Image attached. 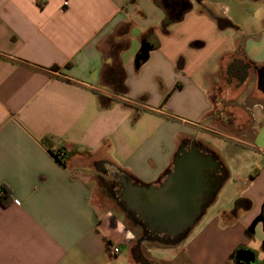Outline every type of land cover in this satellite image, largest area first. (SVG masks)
Segmentation results:
<instances>
[{
    "label": "crops",
    "instance_id": "0c3cea01",
    "mask_svg": "<svg viewBox=\"0 0 264 264\" xmlns=\"http://www.w3.org/2000/svg\"><path fill=\"white\" fill-rule=\"evenodd\" d=\"M143 40L154 48L137 68ZM217 125L228 127L234 173L215 152L230 197L218 200L226 181L175 247L136 246L137 216L94 203L91 166L158 184L182 147L214 151L202 134ZM45 138L70 154L67 167ZM4 188L0 264H235L240 250L263 261L264 0H0ZM239 199L250 208L224 218Z\"/></svg>",
    "mask_w": 264,
    "mask_h": 264
},
{
    "label": "water",
    "instance_id": "95a60500",
    "mask_svg": "<svg viewBox=\"0 0 264 264\" xmlns=\"http://www.w3.org/2000/svg\"><path fill=\"white\" fill-rule=\"evenodd\" d=\"M153 48L147 40L142 41L135 59L137 68L148 60ZM221 171L220 162L212 154L195 147L190 150L182 147L174 159L172 170L158 184H135L127 173H118L122 179L121 201L125 209L134 213L153 234L186 237L210 206L220 182L215 178ZM257 222L264 223V215ZM238 255L239 262L247 258L253 264L256 262L251 251L240 250Z\"/></svg>",
    "mask_w": 264,
    "mask_h": 264
},
{
    "label": "rangeland",
    "instance_id": "374dc122",
    "mask_svg": "<svg viewBox=\"0 0 264 264\" xmlns=\"http://www.w3.org/2000/svg\"><path fill=\"white\" fill-rule=\"evenodd\" d=\"M213 98H214V101H216L215 99H217V97L219 98V96H217V94L214 92L213 93ZM220 99V98H219ZM222 101V99H220V102ZM222 108V106H221ZM239 114H241V116H244L243 119L246 118V115L247 112L245 111H238ZM227 120V119H226ZM235 120H231L230 121V124L233 125ZM244 121V120H243ZM228 123V121H226ZM241 127H239L240 129ZM214 133H211V132H203L202 136L205 140V142L210 145L212 147V150H214V152L216 151L217 153L220 152L225 158V162H226V165L229 166V169L231 170V173H234L233 169L235 168H231L233 167V162L231 163V150L229 149V145L227 143V140L222 136L223 134L226 135L228 133V127L225 125V126H214ZM219 154V153H218ZM231 165V166H230ZM86 177L87 179H91L92 182L91 184L93 185V188H94V203L99 206L100 208L102 209H109V210H112L114 212H117L119 210L120 207H123L122 205V202L120 201H116L114 198L111 197V193L110 191H105L102 187H99V184H98V172L94 169V167L91 166V168L88 170V172H86ZM230 183V181H228L224 188L221 190L219 196H218V200L219 202L221 203H227L228 202V199H229V189H228V184ZM231 184V183H230ZM219 202H218V205H219ZM220 203V204H221ZM217 206V205H216ZM215 206H210L208 207L207 211L208 212H211V210H213ZM131 228L130 230L133 232L134 236H135V239H134V242H136L140 237L142 238L143 234H144V228L141 227L140 224H134V223H131ZM254 232H255V235H257L256 239L260 242V244H255L254 245V249L255 251H257L258 255L260 257H262L263 255V248H262V245H263V241L261 238L264 234V231H263V226L262 224H258L255 229H254ZM184 239V237H183ZM182 239V240H183ZM180 243V242H179ZM179 243H169V244H164V246H162L161 244H158V243H154V242H144V246L147 247L148 249H164V248H169L170 247H175L177 244ZM173 259V257H172ZM184 258L182 257L181 260H183Z\"/></svg>",
    "mask_w": 264,
    "mask_h": 264
},
{
    "label": "flooded vegetation",
    "instance_id": "af4514ba",
    "mask_svg": "<svg viewBox=\"0 0 264 264\" xmlns=\"http://www.w3.org/2000/svg\"><path fill=\"white\" fill-rule=\"evenodd\" d=\"M201 151H204L205 153L210 154V152L205 151L203 149H201ZM95 168H96V170L101 171V173L98 174L99 187H102L105 191H110L111 197L114 198L117 202L118 201L122 202L121 197L123 194V190L121 189L122 179H121L120 175L116 172L108 173V171L106 169H102L99 164H95ZM215 180L217 182H219L220 181V175L216 176ZM134 219L141 225V227H143L145 229L143 231L144 234H143L142 238L140 237L135 242L136 246L138 245V246L142 247L144 245V242H146V241L164 245V244H169V243H173V242L179 243L183 239V237H181V236L176 237V238H170L167 236H161V235L153 234L146 226H144L142 221H139L137 219V217ZM241 256H243V255H241ZM245 258H246V256H245ZM139 260L143 263H146L145 258L142 255H139ZM245 260L246 261H244V262H239L238 258L236 257L234 263L235 264H253L248 258ZM255 264H264V260L260 261L257 258Z\"/></svg>",
    "mask_w": 264,
    "mask_h": 264
},
{
    "label": "trees",
    "instance_id": "16d2710c",
    "mask_svg": "<svg viewBox=\"0 0 264 264\" xmlns=\"http://www.w3.org/2000/svg\"><path fill=\"white\" fill-rule=\"evenodd\" d=\"M178 19L172 18V16L168 15L166 17L165 23L166 24L175 23V22L178 21ZM102 99H103L102 104L104 105V107L110 106V104L109 105L105 104L106 103V98L105 97H102ZM218 113H219L218 114L219 116H221V115L223 116V111H220ZM214 114H215V112H214ZM42 143L46 147L49 148V151L51 152V154L54 156V158L62 166L67 167L68 161L70 159V154L69 153H67L62 148H55V143L50 138L43 139ZM210 154H212L222 165V171L220 173V183H219L218 187L216 188L214 197L211 200V204H213L215 202V200H216V198L218 196V193H219L220 189L222 188L223 184L230 179V172H229L228 168L223 164L222 160L220 159V156L216 152L211 151ZM172 168H173V164L168 169L167 174L172 170ZM9 200H10V191L7 188H4L3 189V194L0 196V202L5 203V202H7ZM249 208H250V203L248 201L239 199L236 202V204H235V208L231 212H224L223 213V217L224 218L234 217V216L238 215L241 210H243V209L247 210ZM131 226H132L131 223H129L128 227L131 228Z\"/></svg>",
    "mask_w": 264,
    "mask_h": 264
},
{
    "label": "built area",
    "instance_id": "2783aa9c",
    "mask_svg": "<svg viewBox=\"0 0 264 264\" xmlns=\"http://www.w3.org/2000/svg\"><path fill=\"white\" fill-rule=\"evenodd\" d=\"M120 253V246H116V245H111L110 246V254L112 255V256H115V255H117V254H119Z\"/></svg>",
    "mask_w": 264,
    "mask_h": 264
}]
</instances>
